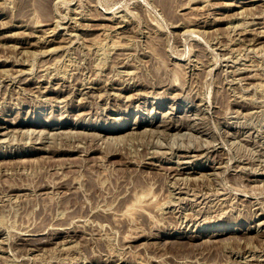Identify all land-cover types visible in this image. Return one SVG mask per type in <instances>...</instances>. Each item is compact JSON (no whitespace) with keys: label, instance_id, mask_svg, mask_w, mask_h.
<instances>
[{"label":"rangeland","instance_id":"rangeland-1","mask_svg":"<svg viewBox=\"0 0 264 264\" xmlns=\"http://www.w3.org/2000/svg\"><path fill=\"white\" fill-rule=\"evenodd\" d=\"M37 1L0 0V264H264V0Z\"/></svg>","mask_w":264,"mask_h":264},{"label":"bare ground","instance_id":"bare-ground-1","mask_svg":"<svg viewBox=\"0 0 264 264\" xmlns=\"http://www.w3.org/2000/svg\"><path fill=\"white\" fill-rule=\"evenodd\" d=\"M46 1H47V0H38V1H37V2H38L37 4H38L39 6H41V7L44 9V7H46V4H47ZM159 1H160V3L162 2L161 4H164V1H163V0H159ZM197 1H198V0H197ZM254 1H255V0H254ZM192 2H193V0H192ZM246 2H247V1H244V2H241V3L244 4V3H246ZM251 2H252V1H251ZM164 6H166V5L164 4ZM250 6H251V5H250ZM35 7H36V6H35ZM41 7H40V8H41ZM246 7H247V9H249L248 6H245V8H246ZM255 7H256V6H255ZM245 8H244V6H243V9H245ZM253 8H254V7H253ZM253 8H252V9H253ZM257 8H258V6H257ZM252 9H251V10H252ZM249 10H250V9H249ZM34 11H36V10L34 9ZM244 11H245V10H244ZM244 11H243V12H244ZM247 11H248V10H247ZM255 11H257V10H255ZM261 11H262V10H261ZM243 12H242V13H243ZM249 12H250V11H249ZM235 13L237 14V12H235ZM235 13H234V15H235ZM238 13H239V12H238ZM240 13H241V12H240ZM242 13H241V14H242ZM258 13H259V11H258ZM244 14H245V13H244ZM244 14H243V15H244ZM260 14H262V13H260ZM231 16H233V14H232ZM244 16H245V15H244ZM256 16H257V15H256ZM258 17H259V16H258ZM258 17H255V18H258ZM99 18H100V17H99ZM102 18H104V17H102ZM106 18H107V17H106ZM198 18H199V17H198ZM218 18H219V17H218ZM244 18H245V17H244ZM252 18H253V16H252ZM263 18H264V17H263ZM194 19L197 20V17L194 18ZM216 19H217V18H215V20H216ZM250 19H251V18H250ZM109 20H110V19H109ZM219 20H220V19H219ZM252 20H254V19H252ZM256 20H257V19H256ZM262 20H263V19H261V21H262ZM194 21H195V20H194ZM194 21H193V22H194ZM204 21H205V20H204ZM222 21H223V20H222ZM181 22H182V21H181ZM196 22H197V21H196ZM255 22H256V21H255ZM255 22H254V23H255ZM257 22H258V20H257ZM45 23H47V22H45ZM48 23H49V22H48ZM197 23H198V22H197ZM208 23H209V22H208ZM208 23H207V24H208ZM215 23H216V22H215ZM246 23H247V22H246ZM262 23H263V22H262ZM25 24H26V23H25ZM190 24H191V23H190ZM204 24H205V23H204ZM216 24H217V23H216ZM247 24H248V23H247ZM247 24H246V25H247ZM251 24H252V23H251ZM251 24H250V25H251ZM211 25H212V24H211ZM250 25H249V26H250ZM252 25H253V24H252ZM263 25H264V24H263ZM253 26H255V25H253ZM257 26H259V25H257ZM218 27H219V26H218ZM247 27H248V26H247ZM260 27H261V26H260ZM262 27H263V26H262ZM252 28H254V27H252ZM243 29H244V28H243ZM248 29H249V31H250V27H248ZM260 29H261V28H260ZM254 30H255V28H254ZM257 30H259V29H257ZM263 30H264V28H263ZM263 30H262V32H264ZM40 31H42V30H40ZM238 31H239V30H238ZM259 31H260V30H259ZM240 32H241V31H239V33H240ZM244 32H245V31H244ZM252 32H253V31H252ZM257 32H258V31H257ZM257 32H256V33H253V34H258ZM239 33H238V34H239ZM260 33H261V32H260ZM260 33H259V34H260ZM233 35H234V34H233ZM251 35H252V34H251ZM252 36H253V35H252ZM260 36H261V35H260ZM263 36H264V35H263ZM235 37H238V35L235 36ZM243 37H244V36H243ZM255 37H256V36H255ZM257 37H258V35H257ZM38 39H39V38H38ZM235 39H236V38H235ZM243 39H244V38H243ZM243 39H242V37H241V40H242V41H244ZM253 39H254V38H253ZM260 39H261V38H260ZM39 40H40V39H39ZM246 40H247V39H246ZM248 40H250V39H248ZM258 40H259V38H258ZM262 40H263V39H262ZM37 41H38V40H37ZM37 41H36V42H37ZM46 41H47V40H46ZM239 41H240V40H239ZM250 41H251V40H250ZM260 41H261V40H260ZM30 42H31V41H30ZM52 42H53V41H52ZM251 42H252V41H251ZM251 42H250V43H251ZM28 43H29V42H28ZM49 43H50V42H49ZM252 43H253V42H252ZM29 45H31V43H30ZM29 45H28V46H29ZM32 45H34V43H33ZM246 45H247V42H246ZM35 46H36V45H35ZM37 46H38V45H37ZM41 46H42V45H41ZM32 47H33V46H32ZM41 50H42V49H41ZM47 50H48V49H47ZM43 51H44V50H43ZM35 53H36V52H35ZM33 54H34V53H33ZM0 62H1V61H0ZM20 62H21V60H20ZM1 63H2V62H1ZM18 64H20V63H18ZM247 75H248V74H246V76H247ZM250 75H251V74H250ZM250 75H249V76H250ZM255 75H256V74H255ZM255 75H254V76H255ZM249 76H248V77H249ZM254 76H253V77H254ZM251 77H252V75H251ZM173 78H175V76H174ZM242 78H243V77H242ZM242 78H241V79H242ZM244 79H245V78H244ZM173 80H174V79H173ZM173 80H170V81H173ZM176 81H177V80H176ZM169 83H171V82H169ZM172 84H173V83H172ZM152 85H154V84H152ZM174 86H175V83H174ZM87 87H88V86H87ZM120 88H121V87H120ZM36 89H37V88H36ZM39 89H40V88H39ZM118 89H119V88H118ZM118 89H117V90H118ZM37 90H38V89H37ZM45 90H46V89H45ZM119 90H120V89H119ZM39 91H40V90H39ZM87 91H88V90H87ZM91 91H92V90H91ZM91 91H90V92H91ZM136 91H137V90H136ZM134 92H135V91H134ZM138 92H139V90H138ZM86 94H87V93H86ZM89 94H90V93H89ZM89 94H88V95H89ZM135 94H136V92H135ZM90 95H91V94H90ZM123 95H124V94H123ZM129 95H130L129 97H131V94H129ZM132 95H133V94H132ZM137 95H138V94H137ZM86 96H87V95H86ZM196 105H197V104H196ZM159 106H160V105H159ZM243 106H244V105H243ZM138 107H139V106H138ZM253 107H255V105H254ZM194 108H195V107H194ZM198 109H199V108H198ZM260 109H261V108H260ZM152 110H154V109L152 108ZM258 111H259V110H258ZM258 111H257V112H258ZM260 111H261V110H260ZM164 115H165V114H164ZM167 116H169V115H167ZM119 117H122V116H119ZM164 117H165V116H164ZM164 117H163V118H164ZM186 117L188 118V114H187ZM189 117H190V116H189ZM192 117H193V116H192ZM171 118H172V117H171ZM181 118H182V117H181ZM187 118H186V119H187ZM120 119H121V118H120ZM165 119H166V118H165ZM169 119H170V117H169ZM179 119H180V118H179ZM182 119H183V118H182ZM115 120H116V119H115ZM151 121H152V120H151ZM162 121H163V120H162ZM164 121H165V120H164ZM169 121H170V120H169ZM180 121H181V120H180ZM183 121H184V120H183ZM20 122H21V121H20ZM87 122H88V121H87ZM91 122H92V121H91ZM91 122H90V123H91ZM113 122H114V121H113ZM165 122H167V121H165ZM174 122H175V121H174ZM184 122H185V121H184ZM189 122H191V121H189ZM193 122H194V121H193ZM193 122H192V123H193ZM198 122H199V121H198ZM18 123H19V122H18ZM93 123H94V122H93ZM96 123H97V121H96ZM138 123H139V122H138ZM143 123H144V122H143ZM145 123H146V122H145ZM157 123L159 124V123H160V120H159V122H157ZM192 123H191V124H192ZM196 123H197V122H196ZM24 124H25V123H24ZM91 124H92V123H91ZM124 124H125L124 122H122V123L119 122V123H117V124L114 125V126L107 127V129H106L105 131H106V133H108V132H110V133H115V132L123 131V130L126 129ZM146 124H147V123H146ZM154 124H155V123H154ZM158 124H157V125H158ZM164 124H165V123H164ZM171 124H172V123H171ZM171 124H170V125H171ZM182 124H183V122H182ZM189 124H190V123H189ZM194 124H195V123H194ZM200 124H201V123H200ZM73 125H74V124H73ZM84 125H85V124H84ZM141 125H142V124H141ZM149 125H150V124H149ZM166 125H168V124H166ZM175 125H177V123H176ZM175 125H174V126H175ZM192 125H193V124H192ZM196 125H197V124H196ZM196 125H195V126H196ZM2 126H3V125H2ZM50 126L53 128V127H55L56 125H50ZM87 126H88V125H87ZM87 126H86V127H87ZM102 126H103V125H102ZM154 126H155V125H154ZM184 126H185V125H184ZM186 126H187V125H186ZM186 126H185V127H186ZM51 127H50V128H51ZM57 127H58V126H57ZM71 127H72V126H71ZM88 127H89V126H88ZM138 127H139V126H138ZM143 127H144V126H143ZM166 127H168V126H166ZM166 127H165V128H166ZM192 127H193V126H192ZM4 128L8 130V126H4ZM19 128H20V127H19ZM22 128H23V127H22ZM73 128H74V127H73ZM81 128H82V127H81ZM92 128H93V127H92ZM141 128H142V127H141ZM141 128H140V129H141ZM150 128H151V127H150ZM156 128H157V126H156ZM179 128H181L180 125H179V127L177 128V130H179ZM193 128H194V127H193ZM193 128H192V129H193ZM198 128H199V127H198ZM11 129H12V128H11ZM16 129H17V128H16ZM30 129H31V128H30ZM41 129H42V128H41ZM41 129H40V130H41ZM94 129H95V128H94ZM133 129H134V128H133ZM148 129H149V128H148ZM154 129H155V128H154ZM154 129H152V130H154ZM169 129H170V128H169ZM169 129H168V130H169ZM172 129H173V128H172ZM174 129H175V128H174ZM188 129H189V128H188ZM247 129H248V128H247ZM3 130H4V129H3ZM3 130H1V131H2L1 133H5V132H6V130H5L4 132H3ZM13 130H15V128H14ZM13 130H12V132H13ZM19 130H20V129H19ZM40 130H39V131H40ZM69 130H70V129H69ZM102 130H104V129H102ZM150 130H151V129H150ZM157 130H158V128H157ZM175 130H176V129H175ZM181 130H182V129H181ZM251 130H252V129H251ZM251 130H249V131H251ZM15 131H16V130H15ZM31 131H32V130H31ZM41 131H42V130H41ZM48 131H49V130H48ZM88 131H89V130H88ZM88 131H86V132H88ZM96 131H97V130H95V133H96ZM133 131H134V130H133ZM139 131H140V130H139ZM145 131H146V130H145ZM170 131H171V130H170ZM170 131H169V132H170ZM253 131H254V130H253ZM43 132H46V131L43 130ZM70 132H71V131H70ZM74 132H75V131H74ZM78 132H79V131L77 130L76 133L78 134ZM80 132H81V131H80ZM82 132L84 133L85 131H83V129H82ZM124 132H125V131H124ZM134 132H135V131H134ZM136 132H138V130H137ZM143 132H144V131H143ZM147 132H148V131H147ZM150 132H151V131H150ZM166 132H167V130H166ZM175 132H177V131H175ZM1 133H0V134H1ZM38 133H39V132H37V134H38ZM40 133H41V132H40ZM83 133H82V134H83ZM89 133H90V132H89ZM89 133H88V134H89ZM93 133H94V130H93ZM95 133H94V136H95ZM110 133H109V135H110ZM125 133H126V132H125ZM154 133H157V132L154 131ZM171 133H172V132H171ZM178 133H179V131H178L176 134L178 135ZM181 133H182V132H181ZM181 133H180V137H181ZM185 133H186V132H185ZM227 133H228V132H227ZM244 133H246V132H244ZM248 133H249V132H248ZM253 133H254V132H253ZM255 133H256V132H255ZM7 134H8V132H7ZM48 134H49V133H48ZM77 134H76V135H77ZM80 134H81V133H80ZM80 134H79V135H80ZM84 134H85V133H84ZM86 134H87V133H86ZM97 134H98V133H97ZM99 134H100V133H99ZM116 134H117V133H116ZM121 134H122V133H121ZM129 134H130V132H129ZM132 134H133V133H131V135H132ZM141 134H142V132H141ZM151 134H152V133H151ZM151 134H149V135H151ZM166 134H167V133H166ZM166 134H164V135H166ZM168 134H169V133H168ZM189 134H190V132H189ZM213 134H214V132H213ZM222 134H223V133H222ZM224 134H226V133H224ZM261 134H262V133H261ZM42 135H43V134H42ZM90 135H92V131H91ZM90 135H88V136H90ZM105 135H106V134H105ZM112 135H113V134H112ZM118 135H119V134H118ZM127 135H128V134H127ZM136 135H137V133H136ZM143 135H144V134H143ZM173 135H174V132H173ZM256 135H257V133H256ZM262 135H263V134H262ZM46 136H47V134H46ZM46 136H45V137H46ZM70 136H71V135H70ZM85 136H86V135H85ZM120 136H121V135H120ZM122 136H123V135H122ZM158 136H159V134H158ZM161 136H162V135H161ZM170 136H171V135H170ZM178 136H179V135H178ZM183 136H184V134H183ZM187 136H188V135H187ZM190 136L192 137V135H190ZM194 136H195V135H193V137H194ZM200 136H201V135H200ZM206 136H207V135H206ZM215 136H216V134H215ZM218 136H219V135H218ZM225 136H226V135H225ZM248 136H249V135H248ZM250 136H251V135H250ZM260 136H261V135H260ZM37 137H40V136L38 135ZM75 137H76V136H75ZM79 137H80V136H79ZM79 137H78V138H79ZM82 137H83V136H82ZM91 137H92V136H91ZM91 137H90V139H91ZM96 137H97V135H96ZM128 137H129V136H128ZM150 137H151V136H150ZM166 137H167V136H166ZM173 137H176V136H173ZM196 137H198V135H197ZM263 137H264V135H263ZM41 138H42V136H41ZM83 138H84V137H83ZM93 138H95V137H93ZM105 138H106V137H105ZM105 138H104V140H105ZM109 138H110V136H109ZM112 138H113V137H112ZM132 138H133V137H132ZM132 138H130V140H131ZM162 138H163V137H162ZM188 138H190V137L188 136ZM221 138H222V137H221ZM223 138H224V137H223ZM100 139H101V141H102L103 138H100ZM107 139H108V138H106V140H107ZM114 139H115V138H114ZM114 139H111V141H113ZM117 139H118V138H117ZM117 139H116V141H117ZM121 139H122V138H121ZM123 139H124V138H123ZM134 139H135V138H134ZM151 139H152V137H151ZM155 139H157V138H155ZM214 139H215V138H214ZM216 139H218V138H216ZM225 139H226V137H225ZM261 139H262V138H261ZM96 140H97V139H96ZM96 140H94V141H96ZM104 140H103V141H104ZM187 140H188V139H187ZM191 140H192V138H191ZM40 141H41V140H40ZM107 141H108V140H107ZM123 141H124V140H123ZM252 141H253V140H252ZM262 141L264 142V140H262ZM43 142H44V141H43ZM97 142H99V140H98ZM105 142H106V141H105ZM113 142H114V141H113ZM159 142H160V141H159ZM162 142H163V141H162ZM162 142H161V143H162ZM254 142H256V141L254 140ZM254 142H253V143H254ZM259 142H260V141H259ZM94 143H95V142H94ZM94 143H93V144H94ZM101 143H102V142H101ZM107 143H108V142H107ZM119 143H120V141H119ZM156 143H157V142H156ZM187 143H188V141H187ZM248 143H249V142H248ZM96 144H97V143H96ZM102 144H103V143H102ZM117 144H118V143H117ZM256 144H257V143H256ZM256 144H255V145H256ZM108 145H109V144H108ZM113 145H115V142H114ZM151 145H152V144H151ZM160 145H161V144H160ZM184 145L186 146V144H184ZM187 145H188V144H187ZM194 145H197V144H194ZM209 145H210V144H209ZM260 145H261V143H260ZM76 146H77V145H76ZM87 146H88V145H87ZM95 146H96V145H95ZM99 146H100V145H99ZM109 146H110V145H109ZM116 146H117V145H116ZM169 146H170V145H169ZM179 146H180V145H179ZM190 146H191V144H190ZM192 146H193V145H192ZM201 146H203V145L201 144ZM201 146H200V147H201ZM207 146H208V145H207ZM256 146H257V145H256ZM106 147H107V146H106ZM106 147H105V148H106ZM187 147H188V146H187ZM193 147H194V146H193ZM258 147H259V146H258ZM258 147H256V148L258 149ZM36 148H37V147H36ZM184 148H185V147H184ZM197 148H198V147H197ZM256 148H254V149H256ZM262 148H263V147H262ZM42 149H43V148H42ZM81 149H82V148H81ZM81 149H80V150H81ZM88 149H89V148H88ZM88 149H87V150H88ZM94 149H95V148H94ZM97 149H98V148H97ZM170 149H171V148H170ZM188 149H189V147H188ZM191 149H192V148H191ZM193 149H194V148H193ZM195 149H196V148H195ZM198 149H200V148H198ZM205 149H206V148H205ZM259 149H260V147H259ZM72 150H73V149H72ZM83 150H84V149H83ZM95 150H96V149H95ZM109 150H110V149H109ZM109 150H108V152H109ZM112 150L114 151V149H112ZM112 150H111V151H112ZM202 150H203V149H202ZM52 151H53V150H52ZM189 151H190V149H189ZM261 151H263V149H262ZM85 152H87V151H85ZM90 152H91V151H90ZM92 152H94V151H92ZM108 152H107V153H108ZM115 152H116V151H115ZM115 152H114V153H115ZM152 152H154V151H152ZM110 153H111V152H110ZM259 153H260V152H259ZM261 153H262V152H261ZM261 153H260V154H261ZM263 153H264V152H263ZM108 154H109V153H108ZM112 154H113V153H112ZM112 154H111V155H112ZM148 154H149V153H148ZM82 155H83V154H82ZM111 155H110V156H111ZM183 155H184V154H183ZM112 156H113V155H112ZM140 156H141V155H140ZM181 156H182V155H181ZM185 156H186V154H185ZM217 156H218V155H217ZM255 156H258V155H255ZM260 156H261V155H260ZM136 157H137V156H136ZM136 157H135V158H136ZM144 157H145V155L141 158V160H142ZM146 157H147V156H146ZM127 158H128V157H127ZM147 158H148V157H147ZM147 158H146V159H147ZM183 158H184V157H183ZM190 158H191V157H190ZM259 158H260V157H259ZM128 159H129V158H128ZM146 159H143V160H146ZM187 159H188V158H187ZM263 159H264V158H263ZM126 161H127V160H126ZM150 161H151V160H150ZM150 161H149V162H150ZM184 161H185V160H184ZM187 161H188V160H187ZM215 161H216V160H215ZM144 162H147V161H144ZM153 162H154V161H152V163H153ZM175 162H177V161H175ZM179 162H180V161H179ZM181 162H182V161H181ZM133 163H134V161H133ZM139 163H140V162H139ZM259 163H260V162H259ZM261 163H262V162H261ZM261 163H260V164H261ZM137 164H138V163H137ZM178 164H180V163H178ZM138 165H139V164H138ZM142 165H143V164H142ZM154 165H155V164H154ZM209 166H210V165H209ZM212 166H213V165H212ZM156 167H157V166H156ZM160 167H161V166H160ZM162 167H163V166H162ZM165 167H167V166H165ZM171 167H172V166H171ZM177 167H178V166H177ZM177 167H175V168H177ZM180 167H181V166H180ZM214 167H215V166H214ZM257 167H258V165H257ZM173 168H174V167H173ZM163 169H164V167H163ZM168 169H169V167H168ZM215 169H216V168H215ZM215 169H214L213 171H215ZM262 169H264V168H262ZM171 170H172V168H171ZM258 170H259V169H258ZM263 171H264V170H263ZM167 172H168V171H167ZM175 172H176V170H175ZM178 172L180 173L181 171H180V169L177 168V173H178ZM182 172H183V170H182ZM152 173H154V172H152ZM172 173H174V172H172ZM175 174H176V173H175ZM183 174H184V173H183ZM187 175H188V174H187ZM143 176H144V175H143ZM173 176H174V175H173ZM183 176H184V175H183ZM188 176H189V175H188ZM188 176H187V178H188ZM150 177L152 178V176H150ZM171 177H172V176H171ZM184 177H185V176H184ZM184 177H183V178H184ZM189 177H190V176H189ZM192 177H193V176H192ZM195 177H196V176H195ZM174 178H175V177H174ZM178 178H179V179L181 178V181H182V176H181V177H178ZM193 178H194V177H193ZM176 179H177V178H176ZM179 179H178V181H179ZM188 179H189V178H188ZM191 179H192V178H191ZM152 180L154 181V179H152ZM166 180H167V179H166ZM186 180H187V179H186ZM211 180H213V179H211ZM261 180H262V179H261ZM183 181H185V180H183ZM187 181H188V180H187ZM195 181H196V179H195ZM175 182L177 183V181H175ZM211 182H213V181H211ZM263 182H264V181H263ZM152 183H154V182H152ZM178 183H179V182H178ZM184 184H185V183H184ZM192 184H193V183H192ZM236 184H238V183H236ZM138 185H140V183H139ZM150 185H151V184H150ZM189 185H190V184H189ZM201 185H202V184H201ZM201 185H200V187H202ZM204 185H205V183H204ZM190 186H191V185H190ZM193 186H194V185H193ZM193 186H192V187H193ZM242 186H243V184H242ZM261 186H262V185H261ZM43 187H44V186H43ZM178 187H179V186H178ZM196 188H197V187H196ZM204 188H205V186H204ZM207 188H209V187H207ZM241 188H242V187H241ZM241 188H240V190H243V189H241ZM244 188H245V187H244ZM200 189H201V188H200ZM247 189H248V188H247ZM262 189H263V188H262ZM202 190H203V188H202ZM249 190H250V189H249ZM169 191H170V190H169ZM206 191H207V190H206ZM244 191H245V190H244ZM262 191H264V189H263ZM262 191L260 190V192H262ZM246 192H247V191H246ZM251 192H252V191H251ZM251 192H250V193H251ZM254 192H256V191H254ZM257 192H258V191H257ZM140 193H141V192H140ZM160 193H161V192H160ZM248 193H249V192H248ZM166 194H167V193H166ZM166 194H164V195H166ZM168 194L171 195V193H168ZM252 194H253V193H252ZM255 194H256V193H255ZM170 195H168V196L166 195L167 199H169L168 197H170ZM159 196H160V195H159ZM159 196H157V197H159ZM194 196H195V195H194ZM201 196H202V195H201ZM162 197H163V196H162ZM136 198H137V197H136ZM149 198H150V197H149ZM180 198H182V197H180ZM158 199H159V198H157L156 200H158ZM164 199H165V198H164ZM197 199H198V198H197ZM159 200H160V199H159ZM171 200H172V199H170V201H171ZM175 200H176V199H175ZM178 200H179V199H178ZM178 200H177V201H178ZM152 201H153V200H152ZM154 201H155V200H154ZM164 201H165V200H164ZM164 201L162 200L163 204H164ZM173 201H174V200H173ZM143 202H145V203H147V204H145V203H143ZM143 202H142L143 204L137 205L136 209H137L138 212H134V213H136V214L142 219V221L146 219L145 214H147V215L149 216L148 213L150 212V211H149L150 209L147 207L148 202H150V200H149L148 202H146V201H143ZM155 202H157V201H155ZM150 203H151V202H150ZM159 203H160V201H159ZM165 203H166V202H165ZM168 203H169V201H168ZM250 203H251V202H250ZM252 203H253V202H252ZM248 204H249V203H248ZM159 205H160V204H159ZM228 205H229V204H228ZM130 206H131V205H130ZM152 206H154V205H152ZM157 206H158V205H156V207H157ZM162 206H163V205H162ZM162 206H161V207H162ZM132 207H133V206H132ZM134 207H135V206H134ZM151 208H152V207H151ZM157 209H160V207H157ZM262 209H264V207H263ZM155 210H156V209H155ZM155 212H156V211H154V213H155ZM167 212H168V211H167ZM263 212H264V211H263ZM261 214H262V213H261ZM151 215H152V214H151ZM135 216H136V215H135ZM139 217H138V218H139ZM149 217H150V216H149ZM154 217H155V216H154ZM189 217H190V216H189ZM209 218H210V217H209ZM141 219H140V220H141ZM191 219H192V218H191ZM192 220H193V219H192ZM204 220H205V219H204ZM206 220H207V219H206ZM206 220H205V221H206ZM212 220H213V219H212ZM151 221H152V218H151ZM209 221H210V219H209ZM263 221H264V220H263ZM155 222H156V221H155ZM203 222H204V221H203ZM206 222H207V221H206ZM142 223H143V222H142ZM145 223H148V222H145ZM198 223H199V222H198ZM148 224H150V223H148ZM151 224H152V223H151ZM156 224H158V223H156ZM156 224L154 223V224H152V225H156ZM179 224H180V223H179ZM179 224H178V225H179ZM195 224H196V223H195ZM204 224H205V223H204ZM143 225H144V224H142V228H143ZM255 225H256V224H255ZM149 227H150V226H149ZM149 227H148V228H149ZM162 227H163V225H162ZM178 228H179V227H178ZM140 229H141V227H140ZM172 229H173V228H172ZM231 229H232V228H231ZM231 229L229 230V232H231L232 230H234V229H232V230H231ZM256 229H257V228H256ZM135 230H138V229H135ZM143 230H145V228H144ZM147 230H148V229H147ZM156 230L159 231V229H157V228H156ZM165 230H166V229H165ZM239 230H240V229H239ZM141 231H142V230H141ZM149 231H150V230H149ZM135 232H136V231H135ZM137 232H138V231H137ZM139 232H140V230H139ZM144 232H145V231H143V233H144ZM156 232H157V231H156ZM163 232H164V231H163ZM224 232H227V229H226V231H225V230H217V231H214V232H212V233L210 232L209 234L212 235V237H217V236L223 234ZM246 232H248V231H246ZM246 232H245V234H246ZM140 233H141V232H140ZM140 233H139V234H140ZM145 233H146V232H145ZM204 233H205V232H204ZM242 233H243V232H242ZM134 234H135V233H134ZM141 234H142V233H141ZM141 234H140V235H141ZM149 234H150V233H149ZM163 234H164V233H163ZM201 234H202V233H201ZM206 234H208V233L206 232ZM146 235H148V234H146ZM155 235H156V234H155ZM185 235H186V234H185ZM203 235H204V234H203ZM233 235H234V234H233ZM133 236H135V235H133ZM141 236H142V235H141ZM149 236H151V235H149ZM204 236H205V235H204ZM208 236H209V235H208ZM231 236H232V234H231ZM240 236H241V235H240ZM131 237H132V236H131ZM136 237H137V236H136ZM147 237H148V236H147ZM187 237H188V236H187ZM193 237H194V236H193ZM195 237H196V236H195ZM221 237H222V236H221ZM224 237H225V236H224ZM228 237H229V235H228ZM149 238H150V237H149ZM178 238H179V237H178ZM188 238H189V237H188ZM198 238H199V237H198ZM204 238H205V237H204ZM206 238H208V237H206ZM230 238H231V237H230ZM233 238H234V237H233ZM248 238H249V236H248ZM250 238H251V237H250ZM135 239H136V238H135ZM208 239H209V238H208ZM208 239H207V240H208ZM219 239H220V237H219ZM226 239H227V238H226ZM226 239H225V240H226ZM170 240H171V239H170ZM184 240H185V239H184ZM216 240H218V238H217ZM216 240H215V241H216ZM258 240H259V239H258ZM171 241H172V240H171ZM173 241H174V240H173ZM178 241H179V240H177V242H178ZM201 241H202V240H201ZM213 241H214V240H213ZM249 241H251V240H249ZM175 242H176V241H175ZM175 242H174V243H175ZM179 242H180V241H179ZM179 242H178L177 244H179ZM206 242H207V241H206ZM210 242H211V240H210ZM210 242H208V243H210ZM258 242H259V241H258ZM148 243H149V242H148ZM171 243H172V242H171ZM181 243H182V242H181ZM181 243H180V244H181ZM183 243H184V241H183ZM186 243H187V242H186ZM200 243H202V242H200ZM200 243H199V244H200ZM211 243H212V242H211ZM223 243H224V242H223ZM226 243H227V242H226ZM247 243H248V242H247ZM172 244H173V243H172ZM180 244H179V245H180ZM196 244H197V243H196ZM199 244H197V245L199 246ZM204 244H205V243H204ZM237 244H238V242H237ZM243 244H244V243H243ZM259 244H261V243H259ZM185 245H186V244H185ZM188 245H189V244H188ZM173 246H175V245H173ZM191 246H192V244H191ZM203 246H204V245H203ZM179 247H180V246H179ZM179 247H178V248H179ZM184 247H185V249H186V246H184ZM195 247H196V246H195ZM195 247H194L193 249H195ZM205 247H207V246H205ZM240 247H241V246H240ZM240 247H238V249H239ZM247 247H248V246H247ZM181 248H183V247H181ZM208 248H209V247H208ZM185 249H183V250H185ZM197 249H198V247H197ZM202 249H203V248H202ZM188 250H189V249H188ZM241 250H242V249H241ZM188 252H189V251H188ZM242 255H243V254H242ZM255 255H256V254H255ZM263 255H264V254H263ZM256 257H257V256H256ZM117 259H118V258H117ZM117 259H116V260H117ZM256 259H257V258H256ZM111 260H112V259H111ZM116 260H115V261H116ZM113 261H114V260H113Z\"/></svg>","mask_w":264,"mask_h":264}]
</instances>
